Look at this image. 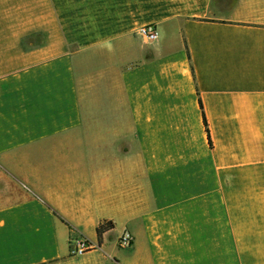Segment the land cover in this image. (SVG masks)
Instances as JSON below:
<instances>
[{"label": "crops", "instance_id": "1", "mask_svg": "<svg viewBox=\"0 0 264 264\" xmlns=\"http://www.w3.org/2000/svg\"><path fill=\"white\" fill-rule=\"evenodd\" d=\"M116 228L128 264H264V0H0V264Z\"/></svg>", "mask_w": 264, "mask_h": 264}, {"label": "rangeland", "instance_id": "2", "mask_svg": "<svg viewBox=\"0 0 264 264\" xmlns=\"http://www.w3.org/2000/svg\"><path fill=\"white\" fill-rule=\"evenodd\" d=\"M3 185V183H1ZM4 186V185H3ZM11 191H16L18 195H20L19 187H13ZM89 235H91V232H88ZM119 229H113L104 236V244L94 250L96 246H91L84 249V252L81 254L72 253V242H74V239H77L79 237L72 238L70 241V257L69 260L72 262H84V263H96V264H115L114 259L115 257L120 259L119 264H128L127 260L130 259L133 256L134 251L132 250V247H125V248H117L120 247L118 244V236ZM116 238V246L113 247L114 240ZM62 243V250H67V242L64 241V239L60 240ZM122 260V263H121Z\"/></svg>", "mask_w": 264, "mask_h": 264}, {"label": "built area", "instance_id": "3", "mask_svg": "<svg viewBox=\"0 0 264 264\" xmlns=\"http://www.w3.org/2000/svg\"><path fill=\"white\" fill-rule=\"evenodd\" d=\"M138 34L141 36H145L147 38H152L156 35V30L153 27V25H144L138 29ZM132 242V236L128 232H123L118 237V244L120 247H126L129 246ZM72 253L81 254L84 252L85 248L91 247L93 245L90 244V242L85 237H79L77 239H74V242H72Z\"/></svg>", "mask_w": 264, "mask_h": 264}, {"label": "trees", "instance_id": "4", "mask_svg": "<svg viewBox=\"0 0 264 264\" xmlns=\"http://www.w3.org/2000/svg\"><path fill=\"white\" fill-rule=\"evenodd\" d=\"M199 103H200V106H201V102L199 100ZM202 107V106H201ZM203 115V124H204V127H205V131L207 133V137H208V140H209V143H210V137H209V132H208V127H207V122H206V119H205V116L204 114L202 113ZM113 227V224L111 221H107V222H102L100 223L97 227H96V233H97V239H98V244H100V241H101V235L104 231L110 229Z\"/></svg>", "mask_w": 264, "mask_h": 264}]
</instances>
